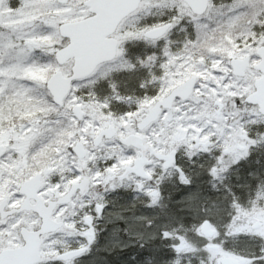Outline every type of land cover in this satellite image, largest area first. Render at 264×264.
Wrapping results in <instances>:
<instances>
[{"label": "snow or ice", "instance_id": "1", "mask_svg": "<svg viewBox=\"0 0 264 264\" xmlns=\"http://www.w3.org/2000/svg\"><path fill=\"white\" fill-rule=\"evenodd\" d=\"M0 264H264V0H0Z\"/></svg>", "mask_w": 264, "mask_h": 264}]
</instances>
